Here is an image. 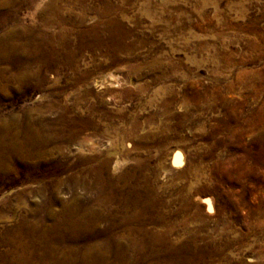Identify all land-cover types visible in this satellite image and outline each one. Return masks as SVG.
<instances>
[{
    "label": "bare ground",
    "instance_id": "1",
    "mask_svg": "<svg viewBox=\"0 0 264 264\" xmlns=\"http://www.w3.org/2000/svg\"><path fill=\"white\" fill-rule=\"evenodd\" d=\"M213 1L219 3V0ZM210 2L212 1L49 0L47 12L42 14L43 24L38 28L22 27L16 34L15 29L14 33L12 29H8V25L17 19L9 13L0 14V28L3 30L0 35V58L13 61L17 68V73H12V77L6 75L9 68L5 66L0 69L2 88H6L10 82L41 86L44 80L42 68L53 66L56 69L69 70L64 85L67 93L72 94L69 95L72 96L71 100L61 102L60 99L52 98L44 104L45 111H57L53 119H48L38 107L26 111V115L29 112L35 113L32 118L24 117L15 125L7 122L0 125V172H14L16 168H20L30 177L42 166L41 162L48 153L46 146L49 142L55 140L59 145L63 142L75 143L88 129L97 135L108 136L110 143L113 142L114 147L117 146V150L121 152V159L117 156L110 165L109 159L91 152L89 148L77 149L76 153L68 149V152L74 155L68 166L79 167V171L70 179L71 184L84 185L94 195L86 197L88 203L84 204L83 197L73 193L68 201L61 202L59 213L53 212L51 201L44 198L31 213L34 220L29 222L28 214L20 216L17 228L20 229L21 235L7 241L15 246L18 252L9 257H0V264H143L147 260L150 261L148 264H231L232 256L228 249H231L233 243L231 233L235 231L232 227L234 221L220 217L208 223L207 218H198L200 202H195L193 195L197 189L205 192L212 190L209 178L201 177L202 172L197 169L200 165L195 167L194 162L188 163L181 170L180 175L186 182L178 190L172 182L166 183L168 186L164 187L165 190L172 191L168 198L161 197L155 188L158 183L155 184L154 180L149 179L152 175L148 177L141 172L148 162L139 156L134 158L131 166L117 173L121 162L129 154L128 148L121 146L119 141L129 140L131 135L135 137L139 121L136 116L130 115V109L108 106L104 95L108 93V97L115 103H123L134 93L130 92L129 88L125 89L127 87L118 90L106 88L95 95H92L90 90L91 85L101 89L122 84L121 80L113 78L111 71L123 70L128 77L134 74L140 78L146 66L158 67L154 63L158 60H164L171 66L170 73L175 78L179 73L177 69L193 60L190 59L193 53L195 54L193 50L184 53L185 61L175 57L172 51L164 56L160 54L159 58H150L147 53L136 52L147 42L159 44L161 38H166L167 42L174 46V51L175 47L190 49L191 42H194L198 49L197 54L202 55L195 63L205 65L207 75L220 81L226 76V72L234 70V54L230 52L229 47L234 43L243 42L245 37L239 34L242 24L231 23L229 16L216 13L219 17L217 20L214 16L213 19L209 18L202 8ZM43 7H40L41 10ZM262 12L264 13V7ZM262 16L264 17V14ZM255 27L252 23L251 28ZM14 35L18 37L13 40ZM246 43L251 46L253 41L249 39ZM209 44H218L219 48L205 54L200 48L205 49ZM84 51L91 52L88 63L80 60ZM132 61L139 63L134 64ZM242 72H237V79L239 78L246 87L254 89L251 80L248 81V72ZM160 77L166 76L156 75L151 82ZM211 77L206 85L201 84L200 78L195 81V85L202 89L198 92V96L201 95L202 98L200 104L207 107L206 109L211 108L213 103V100H209L210 91L214 87ZM173 81L159 87L157 93L156 90L153 92L155 98L156 94H161L157 97L156 108L162 123L154 131L136 136V145L150 141L151 137H167V130H174L176 125L172 123L175 118L173 106L180 104L173 95L177 80L176 83ZM184 86V93L197 92L192 83ZM220 86L214 101L222 100V95L219 94ZM227 87L229 88V85ZM82 104H86L85 110L80 109ZM183 118L184 115L176 123H181ZM152 122V117L144 120L147 125ZM128 145L130 143L126 141V147ZM55 148L59 150V146ZM162 152L160 146L157 162L152 168L156 175ZM171 164L175 167L182 164L179 151H173ZM121 186L148 189V195L142 197L136 195L137 191L135 194H132V191L128 194L119 193L118 188L113 189ZM200 200L206 210L211 209V198L201 197ZM177 204L179 205L175 206ZM46 216L59 220L45 225L42 220ZM99 222L103 224L100 225ZM205 227L208 234L201 236L199 232ZM249 230V235L252 233L258 239H263L264 221L255 218ZM245 235V232L239 231L236 237L245 238ZM197 237L201 238V244L196 242ZM79 241L81 245L74 247ZM255 252L259 258H264V246L260 245ZM240 261L242 264V260ZM259 261L256 264H264V260Z\"/></svg>",
    "mask_w": 264,
    "mask_h": 264
},
{
    "label": "rangeland",
    "instance_id": "2",
    "mask_svg": "<svg viewBox=\"0 0 264 264\" xmlns=\"http://www.w3.org/2000/svg\"><path fill=\"white\" fill-rule=\"evenodd\" d=\"M48 1L0 0V14L9 13V15H13L17 19V21H13L8 25V29H12L13 33L16 31V34L17 31H21L20 29L22 27L26 29L31 27L38 28L43 24L42 14L47 12L48 7L46 6H48ZM211 1L206 5L204 4L202 8L205 10L204 13L212 19L214 16L215 20L219 18L216 13H222L221 15L229 16L231 23H241L242 29L239 31V34L245 37L243 38V42L234 43L229 47L230 52L234 54L232 57V68L234 67V70L231 72L228 71L229 73L226 72V76L220 81H216L213 76L207 75L205 65L202 66L201 64L198 65L195 63V60L201 59L202 55L197 54L196 51L198 49L194 42H191L193 46L190 44V49L175 47L174 51V48L172 49L174 46L170 45L166 38H161L162 40H160L159 44L147 42L136 52L147 53L150 58H159L160 54L164 56L170 54L172 51L175 57L185 61L184 53L187 51L192 52L193 50L195 54L193 53V56L190 58L193 60H191V63L189 61V64L184 63L183 66L181 65V68L179 67L177 69L179 73H177L175 78L170 73L172 71L171 66L165 63L164 60H158L157 62L159 63H154L160 68H153L150 65V67L146 66L143 76L140 78L134 74H130L128 77L123 70L111 71L110 73L113 74V78L121 80L120 83L122 84L115 87L106 86L101 89H97V87L91 85L90 90L91 94L95 95L106 88L118 90L127 87L125 89L129 88L130 90H128L134 93L130 94L128 101L123 103H115L113 99L108 97V93L104 95L108 106L115 109H130V115L136 116L139 121V128L135 137L131 135L129 140L119 141L121 146L128 148L129 154L121 162L120 170L117 173L127 168L134 161L135 157L139 156L141 159H145L148 162L147 169L145 168L141 172L148 177L152 175L149 179L154 180L155 184L158 183L155 188L161 194V197L166 198L172 192L167 189L165 190L164 187L168 186H166V183L169 184L172 182L178 190L186 182L180 175L181 170L188 163L194 162L195 167L200 165L197 169L202 172L201 177L209 178L212 190L205 192L197 189L193 195L195 202H200H198L200 204L198 218L203 216L208 219V223H212L211 220L220 217L228 218L231 222L234 221L235 223H232V227L235 231L231 233V239L235 246L232 243L231 249H228V253L232 256L231 264H240V260H242V264H256L260 262L259 260H264V258H259L255 252L257 247L260 245L264 246V238L258 239L255 234L250 233L249 235L248 231H250L249 228L252 226V221L255 218L264 221V17L262 16L264 14L262 12L264 0H219V3L213 0ZM40 7H43V9L41 10ZM251 22L256 25L255 28H251ZM2 32L3 30L0 28V35ZM16 37L18 36L14 35L12 37L13 40ZM249 39L253 41L251 46L246 43ZM218 48V44H209L207 48L203 49L201 47L200 49L204 50L203 52L205 54H208ZM90 54L91 52L84 51L80 60L83 63L90 62ZM137 62L139 63V61H132L134 64H137ZM5 66L7 69L9 68L6 73L7 76H11L14 72L17 73V68L13 61H6V59L0 58V69L5 68ZM239 70H241L240 74L243 73V70L248 72L250 77L248 81L251 80L250 82L254 85V89L252 87H246L239 78L237 79V72ZM41 71L44 77L41 86H35L32 83L26 86L14 82L8 83L6 88H2L0 85V125L6 122L15 125V123L21 121L24 117L32 118L35 113L29 112L26 115V111L38 107L42 109L41 111H44L48 119H53L57 111L52 109L51 111L47 110L48 112L45 111L44 106L48 101L52 98L60 99L59 101L62 100L61 102L71 100L72 96L70 97L69 95L72 94H68L65 88V79L69 75V70L45 66ZM156 75H165L166 77H160L156 81L153 80L151 82V79ZM181 76L182 78H180ZM210 77L213 79L211 83L214 87L210 91L211 97L209 100L211 99V102L213 100V103L211 108L206 109L207 107L205 108L200 104L202 98L201 95L198 96V92H201L202 89L200 86L195 85V81L200 78L201 84L206 85L210 81ZM125 78L128 80L124 81L123 79ZM176 80L177 87H175L173 95L179 101L180 105L175 104L173 106L175 118L172 119V123L176 125H173L174 130H172L173 128L171 129L172 131L167 130L168 138L163 137L164 135L159 136L160 138L155 137V139L151 137V142L148 140L147 142L145 141L136 145V136L145 135L148 132L154 131L162 123L160 113H158L159 111L156 108L157 97L161 94H156L157 97L155 98L153 92L156 90L157 93L159 87L165 86L166 83L168 84L172 81L175 82ZM191 83L194 84L197 92L189 91L190 93H184V85H191ZM218 85H221L219 94L222 95V100L220 102L214 101V96L219 91ZM227 85H229V88ZM80 106L81 110H85L86 104ZM53 108L55 109V107ZM181 115H184V118L178 124L176 122L182 117ZM148 117H152L153 122L147 125L144 124V120ZM84 132L85 134L77 138L75 143L63 142L59 145L55 140L49 142L46 146L48 153L41 162L42 166L32 174L33 176H27L20 168H16L14 172H0V257H9L11 254L18 252L16 247L8 244L7 241L21 235L20 229L17 228V221L20 216H27L28 214V221L31 222L34 220L33 214L31 213H33L37 205L44 198L51 201V210L59 213L62 208L61 202L68 201L73 193L80 194L83 197L82 202L84 201V204L88 203L86 197H92L94 195L84 185L76 184V186H73L71 184L70 179L79 171V167L74 166V168H70V165L68 166L74 156L68 152L69 150L76 153L77 149L86 150L89 148L91 152L109 159L110 165L113 164L117 156L121 159V152L117 150V146L114 147L113 142L110 143L111 139L108 136H106L108 138L106 139L105 136L97 135L89 129ZM126 141L130 143L127 147ZM159 145L162 147L163 155L158 164L156 175L152 168L157 162L156 158L159 155ZM57 146H59V150H56L55 147ZM117 151L118 153H116ZM173 151H179L181 154L182 164L179 167L171 164ZM121 187L113 189L118 188L119 193L128 194L130 191H132V194H135L137 191L136 195L139 194L142 197L148 195V189H136L133 186H131L132 189L129 186ZM201 197L212 199L210 210H206L204 203L200 200ZM46 217L42 220L45 225H50L56 219L59 220V218H53L52 216ZM99 224L102 225L103 223L99 222ZM239 231L246 233L245 238L236 237ZM11 232L12 234H10ZM199 234L201 236L208 234L207 228L202 229ZM200 239V237L195 239L198 244H201ZM75 244L74 247L81 245L80 241ZM149 262L147 260L143 264H148ZM201 263L205 264V262H200L199 264ZM34 264L39 263L35 262Z\"/></svg>",
    "mask_w": 264,
    "mask_h": 264
}]
</instances>
